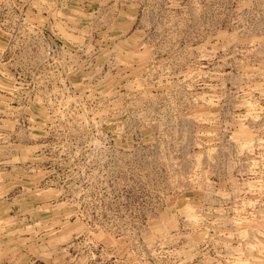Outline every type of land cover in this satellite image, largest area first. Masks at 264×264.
<instances>
[{"label": "rangeland", "instance_id": "obj_1", "mask_svg": "<svg viewBox=\"0 0 264 264\" xmlns=\"http://www.w3.org/2000/svg\"><path fill=\"white\" fill-rule=\"evenodd\" d=\"M9 1L0 264H264V0Z\"/></svg>", "mask_w": 264, "mask_h": 264}, {"label": "crops", "instance_id": "obj_2", "mask_svg": "<svg viewBox=\"0 0 264 264\" xmlns=\"http://www.w3.org/2000/svg\"><path fill=\"white\" fill-rule=\"evenodd\" d=\"M30 1H33L34 4L27 19L29 21L32 19L35 22L33 24L34 33L47 41L49 47L57 45L58 24L65 20L66 15H69L73 20H80L83 14L89 11V6L94 5L97 0H10L9 3L24 6Z\"/></svg>", "mask_w": 264, "mask_h": 264}]
</instances>
